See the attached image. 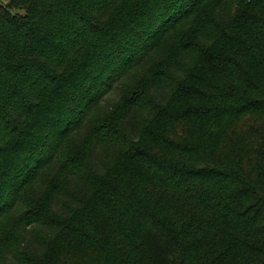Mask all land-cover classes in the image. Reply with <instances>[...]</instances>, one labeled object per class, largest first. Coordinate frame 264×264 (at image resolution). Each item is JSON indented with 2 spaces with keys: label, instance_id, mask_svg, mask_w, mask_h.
<instances>
[{
  "label": "trees",
  "instance_id": "trees-1",
  "mask_svg": "<svg viewBox=\"0 0 264 264\" xmlns=\"http://www.w3.org/2000/svg\"><path fill=\"white\" fill-rule=\"evenodd\" d=\"M0 264H264V0L0 4Z\"/></svg>",
  "mask_w": 264,
  "mask_h": 264
},
{
  "label": "rangeland",
  "instance_id": "rangeland-1",
  "mask_svg": "<svg viewBox=\"0 0 264 264\" xmlns=\"http://www.w3.org/2000/svg\"><path fill=\"white\" fill-rule=\"evenodd\" d=\"M5 2H6V0H0V4L5 3Z\"/></svg>",
  "mask_w": 264,
  "mask_h": 264
}]
</instances>
